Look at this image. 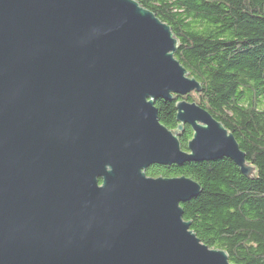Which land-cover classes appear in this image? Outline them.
<instances>
[{"label": "water", "instance_id": "95a60500", "mask_svg": "<svg viewBox=\"0 0 264 264\" xmlns=\"http://www.w3.org/2000/svg\"><path fill=\"white\" fill-rule=\"evenodd\" d=\"M179 41L136 0H0V264H232L184 220L185 176L228 159L256 168L175 58ZM185 126L193 131L182 149Z\"/></svg>", "mask_w": 264, "mask_h": 264}, {"label": "trees", "instance_id": "16d2710c", "mask_svg": "<svg viewBox=\"0 0 264 264\" xmlns=\"http://www.w3.org/2000/svg\"><path fill=\"white\" fill-rule=\"evenodd\" d=\"M170 26L179 41L175 58L202 92L172 102L158 100L160 122L176 130V104L185 100L208 111L233 134L246 161L247 179L228 160L152 166L151 178L185 176L201 188L183 204L184 220L210 249L232 264H264V0H136ZM185 126L182 149L192 139Z\"/></svg>", "mask_w": 264, "mask_h": 264}]
</instances>
